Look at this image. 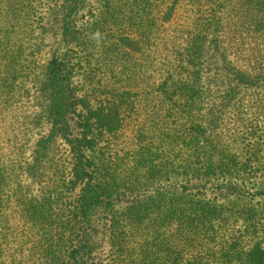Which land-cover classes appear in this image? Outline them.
I'll return each mask as SVG.
<instances>
[{
	"label": "trees",
	"instance_id": "obj_1",
	"mask_svg": "<svg viewBox=\"0 0 264 264\" xmlns=\"http://www.w3.org/2000/svg\"><path fill=\"white\" fill-rule=\"evenodd\" d=\"M50 1L0 0V142L11 148L8 134L31 137L32 162L22 173L15 170L13 184L20 187L25 175L50 187L48 196L44 191L33 202L8 198L0 168V220L5 205L14 203L16 213L28 219L21 235L38 236L42 230L40 240L20 243L15 228L0 224V264H97L95 253L106 244L112 264H177L196 235L181 228L197 204L182 195L187 188L178 189L186 187L179 176L192 180L208 160L226 156L222 116L206 117L210 108L196 113L198 105L212 100L225 107L233 90L230 83L220 95L206 85L212 66L222 65L219 75L228 82L238 79H231L221 36L215 35L228 17L226 6L220 0H96L80 22L85 1L60 0L53 27L64 51L57 48L40 71L36 58L48 29L34 34L44 20L40 6ZM243 7L236 12L242 21ZM81 64L90 68L86 82L93 94L77 101L72 78ZM30 96L35 117L50 125L46 136L30 132L34 120H26L22 106ZM71 116L78 119L82 141L69 138ZM195 126L210 135V149L172 152L186 146ZM59 139L72 145L74 160H60ZM85 147L97 156H87ZM158 149L179 161L154 160ZM163 173L169 176L162 179ZM161 181L170 185L159 191ZM163 224L179 226L160 242ZM128 238L135 239V255L125 247Z\"/></svg>",
	"mask_w": 264,
	"mask_h": 264
},
{
	"label": "rangeland",
	"instance_id": "obj_2",
	"mask_svg": "<svg viewBox=\"0 0 264 264\" xmlns=\"http://www.w3.org/2000/svg\"><path fill=\"white\" fill-rule=\"evenodd\" d=\"M84 1L85 6L80 12V22L87 19L96 0ZM220 1L225 4L228 17L221 22L222 29L215 30V35L221 36V47L226 57L225 66L233 71L231 79L233 80L235 76H238V79L228 82L227 79L219 75L222 65L212 66L210 82L206 85L220 95L221 91L219 90H226L230 83L233 90H228L230 95H227L228 102L225 107H221L217 100H212L206 106L198 105V109L201 110L198 112L197 109L196 113L204 114V109L210 108L212 113L209 112L206 117L215 112L222 116L220 132H223L224 137H221V146L225 149L226 156L223 159L208 160L209 164L204 165V168L201 167L198 176H194L192 180L179 176L181 183L180 179L174 176L175 174H171V179L175 178L186 186L178 188L179 190L187 188L182 195L197 203L190 212L188 221L185 219L188 215L186 212L185 222L181 228V231L193 229L192 232L196 235L186 244L187 247L181 258L177 260V264H264V0ZM59 2L60 0L44 2L40 6V17L44 20L43 24L36 29L34 36L41 34L43 29H48L44 35V46L36 58V68L40 71L52 59L57 48H60V52L64 51L59 35L54 33L58 32L57 26L53 27L56 20L54 15L56 4ZM242 7V11L247 14V18L243 21L236 16V12ZM247 7H250L249 11L262 9V12L252 14L247 11ZM155 14L159 16L157 12ZM51 29L52 31H50ZM93 63L94 61L91 62L90 67L95 66ZM81 66L82 69L76 70L77 73L72 78V87L77 101L85 100V97L93 94L92 87H89L86 82L90 68L85 64H81ZM193 88L194 91L200 89L195 86ZM78 105L81 108L77 110L76 107V110L78 113H82L81 103ZM22 106L26 120H34V127L30 132L32 134L36 132L38 136H46L50 131V125L43 119L35 117L37 108L34 97L30 96V99L27 97ZM2 115L0 114V116ZM71 117L68 121L69 138L74 141H82L78 119L75 116ZM190 131L186 146L173 147L172 152L174 150L176 153L184 152L181 150L183 149L188 155L196 149L201 151L210 149L209 134L204 137L196 126ZM7 136H11L13 141L11 148H7L6 144L0 142V168L4 172L6 197L14 199L19 197L22 201H32L44 191V196H48V190H50L48 183L41 188L33 179L25 178V175L19 179L20 187L14 186L15 170L22 173L26 165L32 162L29 160V149L33 142L31 137L27 138L16 133ZM59 143L60 160L66 162L74 160L72 145L62 139H59ZM84 152L87 156H97L96 150L92 152L90 149H86ZM153 156L154 160H159L162 163L164 161H179L174 160L175 157H172V154L168 157L166 152L161 149L155 150ZM205 169L209 170L206 172L207 176L203 174ZM167 176L169 174L163 173L162 179ZM167 185L170 183L161 181L159 191ZM13 188L17 189L19 196L12 190ZM149 190L154 191L152 188ZM17 210L14 203L6 204L3 211L6 217L0 220V224L15 228L13 235L20 243L27 239H31L33 242L40 240L42 230H39L38 233L35 231L39 234L38 236L34 235V232H30L28 236L20 234L21 229L28 227L26 226L28 219L17 214ZM183 215L179 214V217L183 218ZM180 222H183V219ZM188 222L193 223L188 224ZM179 224L174 227L163 224L161 229L159 227L158 239L160 242L164 233L171 234L173 230H177ZM185 224L188 227H184ZM149 234L150 238L153 237L152 232ZM127 242L128 245L125 247L133 251L135 239L128 238ZM179 247L182 249L183 246ZM103 248L101 246V250L95 253L97 264H112L113 251L107 244ZM131 254L135 255L136 252L133 251ZM162 262L158 264H168V262Z\"/></svg>",
	"mask_w": 264,
	"mask_h": 264
}]
</instances>
